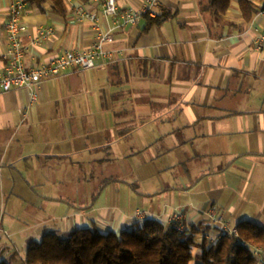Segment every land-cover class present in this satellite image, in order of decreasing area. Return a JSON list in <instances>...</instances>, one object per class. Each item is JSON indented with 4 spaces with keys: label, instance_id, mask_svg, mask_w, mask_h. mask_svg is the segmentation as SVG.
<instances>
[{
    "label": "crops",
    "instance_id": "1",
    "mask_svg": "<svg viewBox=\"0 0 264 264\" xmlns=\"http://www.w3.org/2000/svg\"><path fill=\"white\" fill-rule=\"evenodd\" d=\"M63 1L64 17L49 3L28 8L27 67L88 49L108 30L110 19L97 28L73 18L78 7L100 15L98 1ZM199 1L157 0L150 17L164 22L116 31L103 46L112 61L44 81L33 105L29 89L0 93V261L25 264L49 233L129 231L137 210L162 223L179 210L211 236L221 227L208 210L264 229V53L254 49L264 0H249V23L240 0L219 20ZM10 2L0 0V56ZM144 3L117 0L121 10ZM42 28L53 34L36 41Z\"/></svg>",
    "mask_w": 264,
    "mask_h": 264
},
{
    "label": "trees",
    "instance_id": "2",
    "mask_svg": "<svg viewBox=\"0 0 264 264\" xmlns=\"http://www.w3.org/2000/svg\"><path fill=\"white\" fill-rule=\"evenodd\" d=\"M200 12L219 20L230 7L231 0L199 1ZM49 3V11L64 17L63 0H26L27 8L43 11ZM239 11L245 23L253 18L254 5L240 0ZM143 32L160 25L168 17L142 16ZM240 242L227 233L215 241L197 236L208 233L210 227H187L178 234L155 218L137 221L131 230L120 233H102L97 229H78L62 234H45L40 243L31 244L25 254V264H257L251 247L264 250V229L242 221L236 225ZM0 264H9L0 261Z\"/></svg>",
    "mask_w": 264,
    "mask_h": 264
},
{
    "label": "built area",
    "instance_id": "3",
    "mask_svg": "<svg viewBox=\"0 0 264 264\" xmlns=\"http://www.w3.org/2000/svg\"><path fill=\"white\" fill-rule=\"evenodd\" d=\"M96 1L99 2L101 7L100 15L90 13L84 7H78L72 13L75 22L81 23L84 20H88L97 28L100 16L105 20L110 19L108 30L100 33L95 43L83 51L66 50L62 54L49 57L37 66L27 67L25 64L26 47L22 42V35L26 32L24 16L28 8L26 0H11L8 20L4 26L7 44L4 53L0 56V93H6L17 88L29 89L31 91L29 105H33L37 100L38 89L44 81L62 76L72 69L87 71L95 68L101 62L112 61L115 55L110 51L104 50V44L113 41L116 31L126 26L137 25L145 14L150 16L152 9L157 4V0H145L140 10L133 8L121 10L117 6V0ZM262 13H264V8ZM52 34V28L39 29L36 32V41L45 40ZM254 49L264 53V32L256 38ZM204 215L208 223L212 225L219 223L221 231L216 236H211L209 233L199 234L197 236L199 241L205 239L213 242L221 233H227L240 242L236 227H231L227 223L216 220L213 210L205 211ZM133 218L136 221H141L149 219V215L142 210H137ZM164 224L167 227H173L178 234H183L186 229L185 215L181 211L175 210L166 218ZM251 251L257 264H264V250L257 246H252Z\"/></svg>",
    "mask_w": 264,
    "mask_h": 264
}]
</instances>
